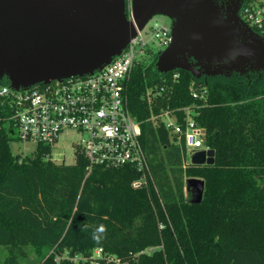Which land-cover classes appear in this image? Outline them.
Instances as JSON below:
<instances>
[{"label": "trees", "instance_id": "trees-1", "mask_svg": "<svg viewBox=\"0 0 264 264\" xmlns=\"http://www.w3.org/2000/svg\"><path fill=\"white\" fill-rule=\"evenodd\" d=\"M156 61L136 66L126 87L151 173L138 190L132 183L141 175L131 167H96L86 177L80 153L74 165L50 162L43 145L30 157L13 154L0 99V248L8 264L30 251L28 264H76L64 257L91 258L99 248L128 264H264V71L197 79L178 70L173 82L175 72L162 75ZM186 108L196 110L213 165L186 166L184 144L152 122ZM188 179L205 182L200 204L190 202Z\"/></svg>", "mask_w": 264, "mask_h": 264}, {"label": "water", "instance_id": "water-1", "mask_svg": "<svg viewBox=\"0 0 264 264\" xmlns=\"http://www.w3.org/2000/svg\"><path fill=\"white\" fill-rule=\"evenodd\" d=\"M236 0H0V85L14 91L84 77L120 56L153 18L170 21L172 42L159 52L162 75L178 70L230 77L264 71V38L240 18ZM197 152L192 165H212ZM215 162V158L213 164ZM191 204L205 182L188 179Z\"/></svg>", "mask_w": 264, "mask_h": 264}, {"label": "built area", "instance_id": "built-area-1", "mask_svg": "<svg viewBox=\"0 0 264 264\" xmlns=\"http://www.w3.org/2000/svg\"><path fill=\"white\" fill-rule=\"evenodd\" d=\"M239 16L264 38V0H248L240 9ZM146 27L138 31L120 56L92 75L52 81L20 91L0 86V99L9 110L3 120L13 130L15 140L47 146L54 152L61 138L75 133L77 140L72 142L74 157L77 160L79 153L83 155L87 162L86 177L96 167H131L141 175L132 183V188L145 187L151 177L150 166L141 141L142 128L130 111L126 87L136 66L143 64L140 59L150 43L165 50L172 42L170 26L155 22L148 39L145 37ZM179 78L175 71L173 82ZM165 91L164 87L152 95L161 96ZM192 97L205 99V93L199 95L192 90ZM181 112L183 116L179 117L174 110H164L154 116L152 122L163 123L174 144H184L187 166L191 165L190 156L208 147L205 146V133L195 119L196 110L186 108ZM64 258L76 264L89 261L99 264L100 260L107 264H128L101 248L94 250L91 258ZM60 260L58 257L56 261Z\"/></svg>", "mask_w": 264, "mask_h": 264}, {"label": "rangeland", "instance_id": "rangeland-1", "mask_svg": "<svg viewBox=\"0 0 264 264\" xmlns=\"http://www.w3.org/2000/svg\"><path fill=\"white\" fill-rule=\"evenodd\" d=\"M128 4L130 6V0H128ZM155 22H160L163 25L170 26V21L162 16L155 17L151 20V22L147 25L146 30H145V37L148 39L150 36V28ZM164 49L158 47L157 45L150 43L148 46V50L146 54L142 56L140 59L141 62H143V65H149L151 64L159 52H162ZM77 140V136L75 133H70L68 137H63L60 140V143L55 146L54 152H52L49 156H47V160L50 162H54L56 164H66V165H74L76 163L75 157H74V150H73V145L72 142ZM11 151L15 155H19L22 158H25L26 156H33L35 151H36V145L35 144H27V143H20V142H13L11 144ZM199 152H204L205 153V161H213L215 158L214 151L211 149H203L200 150ZM195 155V154H194ZM193 155V156H194ZM193 156L189 157V161L192 163V158ZM31 255L28 254V257L26 255H21L18 261L21 264H28L32 260L34 261L35 254L30 251ZM30 255V257H29ZM10 258V254L8 250L4 248H0V264H8V259Z\"/></svg>", "mask_w": 264, "mask_h": 264}, {"label": "flooded vegetation", "instance_id": "flooded-vegetation-1", "mask_svg": "<svg viewBox=\"0 0 264 264\" xmlns=\"http://www.w3.org/2000/svg\"><path fill=\"white\" fill-rule=\"evenodd\" d=\"M225 2H230V1H236V0H224ZM240 2H242L243 4H245L248 0H238ZM257 70L256 71H249L247 73L244 74V76L249 77L250 74H257Z\"/></svg>", "mask_w": 264, "mask_h": 264}, {"label": "clouds", "instance_id": "clouds-1", "mask_svg": "<svg viewBox=\"0 0 264 264\" xmlns=\"http://www.w3.org/2000/svg\"><path fill=\"white\" fill-rule=\"evenodd\" d=\"M99 231H104L103 227H101ZM94 238H95V237H94Z\"/></svg>", "mask_w": 264, "mask_h": 264}]
</instances>
